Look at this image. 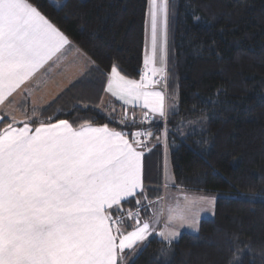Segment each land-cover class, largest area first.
Wrapping results in <instances>:
<instances>
[{"label":"trees","instance_id":"1","mask_svg":"<svg viewBox=\"0 0 264 264\" xmlns=\"http://www.w3.org/2000/svg\"><path fill=\"white\" fill-rule=\"evenodd\" d=\"M30 2L94 62L38 118L108 124L130 139L151 131L143 161L150 200L161 197L166 152L174 188L218 194L212 217L182 233L167 259L153 236L135 264H264V0H168L165 98H175L176 111L143 124L131 115L137 123L128 127L99 106L112 66L139 80L148 0ZM26 105L19 110L31 116Z\"/></svg>","mask_w":264,"mask_h":264},{"label":"snow or ice","instance_id":"2","mask_svg":"<svg viewBox=\"0 0 264 264\" xmlns=\"http://www.w3.org/2000/svg\"><path fill=\"white\" fill-rule=\"evenodd\" d=\"M148 4L140 79L112 66L104 87L122 105L140 107L141 124L167 116L154 78L165 71L156 65L158 50L162 63L166 52L169 4ZM77 64L94 62L30 0H0V110L10 107L14 94L31 95ZM25 115V120L9 111L0 115V121L11 118L0 128V264H135L154 235L166 245L160 255L167 259L180 229L198 225L196 206H215L212 197L185 195L174 204L159 197L163 205L150 200L143 161L145 149L151 151V131L131 132L130 139L108 124L74 127L67 119H39L35 107ZM108 119L125 127L137 123L129 121L127 108L121 119L111 114ZM171 184L167 180L165 189ZM150 209V216L142 215Z\"/></svg>","mask_w":264,"mask_h":264},{"label":"rangeland","instance_id":"3","mask_svg":"<svg viewBox=\"0 0 264 264\" xmlns=\"http://www.w3.org/2000/svg\"><path fill=\"white\" fill-rule=\"evenodd\" d=\"M148 10H149V4L147 2L146 17H145L143 57H144V53H145L146 20L148 19V16H147ZM169 19H170V13H169V9H168L166 52H165V56H164V61L162 63L161 60H160V52L158 50V53H157V65H156L158 68L159 67H163L165 69V71H164L165 73L157 75L154 79H160L161 75L162 76L166 75V55H167V44H168V34H169V32H168ZM147 30H148V34H149V37H150V25L148 26ZM142 69H143V67H142ZM58 88H60V87H58ZM160 88H162L160 85L159 86L155 85L154 90L160 91L159 90ZM161 90H162L161 92L165 96V90L166 89L162 88ZM106 95H107L108 98H106L107 100L106 99L102 100V102H101V104L99 106V110L102 113L106 114L107 116L109 114L112 115L115 110H116V112L118 114L121 111L120 115L122 116V112H124L125 108H127V110H128V117L132 115L134 118H140L142 116V109L140 107L133 108L131 105L124 106V105H122L121 101L117 100L115 97H112L109 93H106ZM113 100H116V103L112 102ZM111 102H112L113 106L111 105ZM114 104H116V106ZM165 104H166V108H167V112L168 113L176 111V100H175V98H172V97H169L168 99L165 98ZM108 109H111L110 113L108 112ZM6 111H9V112L12 113V115L17 116L16 117L17 119L20 116L18 111L15 108H13V104L10 105V107L6 108ZM143 111H146V110H143ZM8 118H10V116H8ZM163 119L164 118H160L159 116H156L154 118L155 121H163ZM150 141L151 140H149V142H148L149 145L151 143ZM162 170H163V181H162L161 197H165L166 198L167 204H174L176 200H179L182 203L183 202V198H184L185 195H187L189 198H192V199H195V198H198V197H212V198L216 199V197L218 196V194H213V193L189 192V191L182 190V189H179V188H174L173 184H171L170 188L165 189V187H164L165 182L167 180H169V179L173 180V176H172L170 165H169V161H168L167 152L165 153V157H164V161H163V169ZM158 203L163 205V204H165V201H158ZM196 208H197V210L200 213L199 214V220L201 218H211L212 215H213V208L208 209L206 204L197 205ZM202 209H206V210H202ZM149 213L151 215V209L149 210ZM156 227H158V225ZM163 228H164V224L162 222L157 229L158 230H162ZM197 228H198V225L196 226L195 229L192 228V227H189V226H185V227L180 229V232H181V234L185 233V232L186 233H196L197 232Z\"/></svg>","mask_w":264,"mask_h":264},{"label":"crops","instance_id":"4","mask_svg":"<svg viewBox=\"0 0 264 264\" xmlns=\"http://www.w3.org/2000/svg\"><path fill=\"white\" fill-rule=\"evenodd\" d=\"M91 66H92V64L88 65L87 67H83L82 65L77 64L72 69H70L65 75L57 76L55 78L54 82L50 80L47 85L42 86L41 89L34 91L31 95H29L28 92H22L19 94H14V97L10 98V100H12L13 108H15L20 115L17 120H25L26 119V115H25L24 110L20 111L19 110L20 108L26 107L27 106L26 104H29V108H31V109H33V107L38 109L39 107L45 105L46 103L50 102L55 97H57L59 94H61L64 90H66L70 86V84H72L76 79L83 76L86 73V71L89 68H91ZM58 87H60V88H58ZM161 89L162 88H160L159 90L162 91ZM106 98H108V97L106 95V92L104 91L102 100H105ZM112 102L116 103V100H113ZM112 102H111V105H112ZM21 106H23V107H21ZM1 111L2 110H0V115H2ZM4 111H6V109H4L3 112ZM123 115H124V112H122V116ZM5 117H8V116H5ZM15 117H17V116H15ZM22 126L23 125L20 124L18 127H22ZM94 127H99V126H94ZM145 152H147V149H145ZM159 225H158V227H159Z\"/></svg>","mask_w":264,"mask_h":264},{"label":"built area","instance_id":"5","mask_svg":"<svg viewBox=\"0 0 264 264\" xmlns=\"http://www.w3.org/2000/svg\"><path fill=\"white\" fill-rule=\"evenodd\" d=\"M142 71H143V69L140 70V75H141ZM139 79H140V76H139ZM157 80L159 81V83H157L156 85L157 86L160 85L163 89H165L166 82H167L166 75L163 76V79L160 78V79H157ZM151 120H152V118H151Z\"/></svg>","mask_w":264,"mask_h":264},{"label":"bare ground","instance_id":"6","mask_svg":"<svg viewBox=\"0 0 264 264\" xmlns=\"http://www.w3.org/2000/svg\"><path fill=\"white\" fill-rule=\"evenodd\" d=\"M165 73V72H164Z\"/></svg>","mask_w":264,"mask_h":264}]
</instances>
